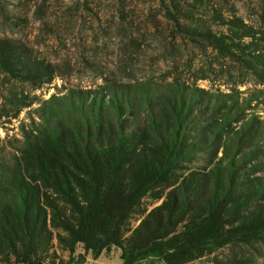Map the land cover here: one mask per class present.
Instances as JSON below:
<instances>
[{
    "label": "trees",
    "instance_id": "trees-1",
    "mask_svg": "<svg viewBox=\"0 0 264 264\" xmlns=\"http://www.w3.org/2000/svg\"><path fill=\"white\" fill-rule=\"evenodd\" d=\"M157 4L168 31L159 57L150 49V64H134L147 54L128 55L125 34L114 72L48 99L26 93L53 85L57 65L0 36V97L11 101L0 104V129L38 106L20 138L0 143V255L264 260V22L207 0Z\"/></svg>",
    "mask_w": 264,
    "mask_h": 264
},
{
    "label": "rangeland",
    "instance_id": "rangeland-1",
    "mask_svg": "<svg viewBox=\"0 0 264 264\" xmlns=\"http://www.w3.org/2000/svg\"><path fill=\"white\" fill-rule=\"evenodd\" d=\"M207 1L246 20L264 22V0ZM152 24L158 28L152 29ZM125 34L132 37L128 55L141 46L145 52L159 50L155 58L159 57L168 31L157 0H0V36L21 41L36 58L57 65L61 76L48 89L26 93L31 98L48 99L63 86L85 87L100 83L102 72H114L119 66ZM150 52H146L147 56L133 55V63L142 68L150 64ZM200 85L208 89V83ZM20 90L22 87L17 85L15 91ZM25 90L29 91V87L25 86ZM3 93L11 100L16 95ZM8 102L11 101L5 102L0 97V104ZM37 107L35 104L25 109L19 118L5 123L0 129V143L7 135L20 138L21 124L29 122V114L35 116ZM78 252L77 249L75 257ZM59 254L64 260L70 257L67 251L59 250ZM228 255L225 251L190 264H232ZM0 264H16L15 257L4 253L0 255ZM259 264H264V260Z\"/></svg>",
    "mask_w": 264,
    "mask_h": 264
},
{
    "label": "crops",
    "instance_id": "crops-1",
    "mask_svg": "<svg viewBox=\"0 0 264 264\" xmlns=\"http://www.w3.org/2000/svg\"><path fill=\"white\" fill-rule=\"evenodd\" d=\"M120 255L121 253L117 249L109 254L103 253L97 258L88 255L84 264H123Z\"/></svg>",
    "mask_w": 264,
    "mask_h": 264
}]
</instances>
